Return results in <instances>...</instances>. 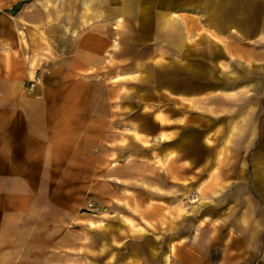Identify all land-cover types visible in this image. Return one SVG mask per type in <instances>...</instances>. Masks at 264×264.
I'll list each match as a JSON object with an SVG mask.
<instances>
[{
  "label": "rangeland",
  "instance_id": "rangeland-1",
  "mask_svg": "<svg viewBox=\"0 0 264 264\" xmlns=\"http://www.w3.org/2000/svg\"><path fill=\"white\" fill-rule=\"evenodd\" d=\"M98 1L0 0V54L32 53L23 37L34 50L46 45L53 60L36 63L28 93L54 80L46 77L52 67L66 81L69 60L80 58L79 135L96 137L95 173L82 159L77 188L48 189L46 204L33 206L16 222V237L4 239L1 257L5 264H153L162 261L157 248L195 231L197 244L212 237L213 263L231 264L239 214L264 208L256 193L248 201L247 189L234 186L264 183L262 172H238V165H259L255 156L264 150V71L231 62V41L210 38L209 0H106V14H94ZM235 1L247 7L252 0ZM168 12L176 13L181 46L168 39ZM256 50L239 59L260 63ZM162 132L172 137L160 141ZM206 180L211 189L199 199Z\"/></svg>",
  "mask_w": 264,
  "mask_h": 264
},
{
  "label": "crops",
  "instance_id": "crops-1",
  "mask_svg": "<svg viewBox=\"0 0 264 264\" xmlns=\"http://www.w3.org/2000/svg\"><path fill=\"white\" fill-rule=\"evenodd\" d=\"M98 2L102 5L96 6L94 3L91 6L94 14L97 11L106 14L109 4H106V0ZM206 3L204 14L218 38L216 41H231L227 45V52L234 58L230 59L231 62L240 64L244 69L264 71V1L252 0L247 7H240L235 0H209ZM67 9L71 8H65L66 13L70 12ZM81 9L83 7H79L77 13ZM73 12L70 19H73ZM166 16L170 22L167 28L169 41L177 46L183 45L182 35L174 20L176 13L168 12ZM73 21L79 22V16ZM64 25L67 26L68 22ZM19 40L27 48L30 47L32 53L18 54L14 50L0 54V246L6 243L5 238L16 237V222L25 220V215L33 212V206L46 204L48 189L77 188L82 159L89 160L87 165L93 168L91 173L94 174L96 168V137L79 135L80 86L74 77L80 58L73 56L69 60L68 69L62 75L66 81L57 80L60 77L59 68L52 67L46 77L54 80L40 85L34 93H28L26 85L33 80L36 63L40 61L43 65L53 60L52 57L48 58L49 53H44L48 50L43 43L35 44L40 49L34 50L33 45L26 43L23 37ZM253 45L258 48L255 53L258 52L262 60L257 61L260 63L254 61L249 67L244 61L246 59L239 58L249 57ZM224 64V59H216L219 71ZM242 87L221 92L239 93ZM181 119L179 125L185 122V119ZM169 139L159 137L160 141ZM249 147L243 151L249 153ZM235 152H238V158L243 157L238 150ZM255 157L259 165H238V172L264 173V150ZM206 183L207 180L196 188L199 199L207 197V191L211 189ZM235 184L243 190L247 189L248 194L243 193V198L249 201L256 197V193L264 205V187H261L264 183L252 179ZM221 221L216 220L214 229ZM195 234V231L190 237L183 234L179 240H171L166 249L157 248L162 261L153 264H224L222 260L213 263L208 258L212 237L207 238L205 244L203 241L197 244L196 239L191 241ZM2 252L5 254L9 249ZM230 252L231 264H264V208H249L247 214H239L237 225L232 230ZM4 258L0 255V264H5ZM135 259V264H145L139 258Z\"/></svg>",
  "mask_w": 264,
  "mask_h": 264
},
{
  "label": "bare ground",
  "instance_id": "bare-ground-1",
  "mask_svg": "<svg viewBox=\"0 0 264 264\" xmlns=\"http://www.w3.org/2000/svg\"><path fill=\"white\" fill-rule=\"evenodd\" d=\"M123 25L120 23V25H119V28H121ZM208 34H210V33H208ZM214 40H218V38L215 36V35H210ZM117 46V45H116ZM228 95H232V93H230V94H228ZM200 98H202L203 96H199ZM194 104H196L195 102H194ZM156 119L158 120V121H160V122H165V119L163 118V116H162V114H160V113H158V114H156ZM184 119V118H183ZM182 121V120H181ZM160 137H162L163 139H166L167 137H171V135L169 134V133H167V132H162L161 134H160ZM197 197V200H193L192 201V203H197L198 201H199V199H198V196H196ZM194 198V197H193ZM174 248V247H173Z\"/></svg>",
  "mask_w": 264,
  "mask_h": 264
},
{
  "label": "built area",
  "instance_id": "built-area-1",
  "mask_svg": "<svg viewBox=\"0 0 264 264\" xmlns=\"http://www.w3.org/2000/svg\"><path fill=\"white\" fill-rule=\"evenodd\" d=\"M86 209L92 213L97 212V207H95L93 204H89Z\"/></svg>",
  "mask_w": 264,
  "mask_h": 264
}]
</instances>
